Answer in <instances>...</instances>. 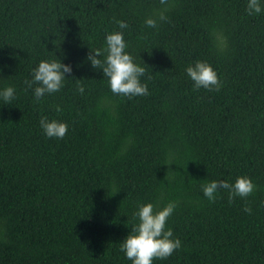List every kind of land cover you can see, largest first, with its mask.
<instances>
[{
    "label": "trees",
    "instance_id": "1",
    "mask_svg": "<svg viewBox=\"0 0 264 264\" xmlns=\"http://www.w3.org/2000/svg\"><path fill=\"white\" fill-rule=\"evenodd\" d=\"M165 4L150 28L161 0H0V88H16L0 100V264H131L120 243L138 204L169 201L182 246L153 264H264V4ZM117 20L147 95L113 93L87 60ZM62 36L55 54L72 72L36 100L25 81ZM196 60L212 64L219 90L193 87ZM42 116L66 122L65 136L47 137ZM240 175L256 186L248 196L203 195Z\"/></svg>",
    "mask_w": 264,
    "mask_h": 264
},
{
    "label": "clouds",
    "instance_id": "2",
    "mask_svg": "<svg viewBox=\"0 0 264 264\" xmlns=\"http://www.w3.org/2000/svg\"><path fill=\"white\" fill-rule=\"evenodd\" d=\"M163 8L145 18L144 23L150 28L158 26L159 22L167 19L168 5L161 0ZM264 0H247L249 13H260ZM119 30L106 33L103 49L90 50L87 60L93 68L97 66L107 77L110 90L115 94L128 97L148 94V85L141 77L145 75V67L137 62L136 58L128 51L129 45L125 39V31L129 25L124 20L116 21ZM220 47H223L226 38L222 35L216 37ZM64 40L60 39L54 46V54L49 58L39 61L32 69L31 80L25 83L32 87L36 100H40L46 94L60 91L64 86L67 74L72 72V66L64 63L55 53L59 51L64 56L60 45ZM106 53V55H105ZM103 55V60L100 57ZM188 77L193 81V87L199 89L219 90L221 81L212 64L206 60H196L185 68ZM78 91L83 93V84H78ZM16 97L14 85L0 88V100L5 104L10 103ZM59 110V109H58ZM40 126L47 137L63 138L68 130L66 122L49 119L42 116ZM255 184L251 177L240 175L230 183L226 179L212 180L202 185L203 195L209 200L215 198L220 189H226L230 197H246L255 190ZM176 203L167 202L162 208L157 209L153 202L139 203L133 217L137 222L133 223L130 232L120 243V250L131 264H153L154 259H166L182 246L179 237L175 236L173 229L167 226V220L174 212Z\"/></svg>",
    "mask_w": 264,
    "mask_h": 264
}]
</instances>
